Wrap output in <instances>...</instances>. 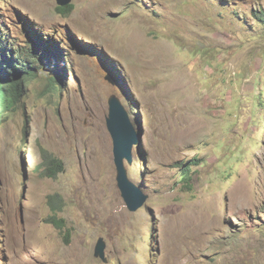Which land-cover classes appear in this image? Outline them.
I'll return each mask as SVG.
<instances>
[{
  "label": "rangeland",
  "instance_id": "1",
  "mask_svg": "<svg viewBox=\"0 0 264 264\" xmlns=\"http://www.w3.org/2000/svg\"><path fill=\"white\" fill-rule=\"evenodd\" d=\"M69 4L0 0L8 37L60 53L1 115L0 264H264V0ZM111 95L141 133L124 161L137 211Z\"/></svg>",
  "mask_w": 264,
  "mask_h": 264
},
{
  "label": "trees",
  "instance_id": "2",
  "mask_svg": "<svg viewBox=\"0 0 264 264\" xmlns=\"http://www.w3.org/2000/svg\"><path fill=\"white\" fill-rule=\"evenodd\" d=\"M71 8V4L59 7L61 12H68ZM254 14L264 24V10H261L260 13L255 11ZM3 24L0 21V120L2 112L12 107L15 95L23 91L25 81L36 76L40 69L45 68L48 62H52L60 54L59 51L55 50V52L53 51V55L49 56L47 52L52 50V48L49 44L46 45L45 38L38 37L36 32L32 37L38 40L37 43L40 46L31 40L25 41L22 44L16 39V36L13 38L8 37L2 29ZM61 78L62 82H65V75H61ZM50 81L54 85L57 84L59 89L61 88V82L56 77L51 76ZM58 87L56 88L58 89ZM196 161L198 162V159ZM54 163L55 167L50 169L52 176H56L57 172L63 169V162L61 160H56ZM192 165V163L186 162L180 165L182 177L186 180L187 184H190L192 177ZM53 210L54 212L58 211L54 207ZM51 218L58 226L64 222L57 215L51 216Z\"/></svg>",
  "mask_w": 264,
  "mask_h": 264
},
{
  "label": "water",
  "instance_id": "3",
  "mask_svg": "<svg viewBox=\"0 0 264 264\" xmlns=\"http://www.w3.org/2000/svg\"><path fill=\"white\" fill-rule=\"evenodd\" d=\"M71 0H58L60 5L69 4ZM113 83H117L110 76ZM109 116L107 123L113 138V154L117 167L118 185L122 195L132 210L137 211L143 206L147 196L129 179L125 159L132 161V147L141 140V133L137 132L126 108L117 95H111L109 99ZM106 243L101 237L96 245V255L105 258Z\"/></svg>",
  "mask_w": 264,
  "mask_h": 264
},
{
  "label": "bare ground",
  "instance_id": "4",
  "mask_svg": "<svg viewBox=\"0 0 264 264\" xmlns=\"http://www.w3.org/2000/svg\"><path fill=\"white\" fill-rule=\"evenodd\" d=\"M104 138V137H103ZM105 139V138H104ZM104 142H106L105 140H104ZM104 144V143H103ZM106 145V144H105ZM103 146V145H102ZM104 148V147H103ZM107 149V148H106ZM105 150V149H104ZM104 150H102V151H104ZM106 153V152H105Z\"/></svg>",
  "mask_w": 264,
  "mask_h": 264
},
{
  "label": "clouds",
  "instance_id": "5",
  "mask_svg": "<svg viewBox=\"0 0 264 264\" xmlns=\"http://www.w3.org/2000/svg\"><path fill=\"white\" fill-rule=\"evenodd\" d=\"M100 239V238H99Z\"/></svg>",
  "mask_w": 264,
  "mask_h": 264
}]
</instances>
